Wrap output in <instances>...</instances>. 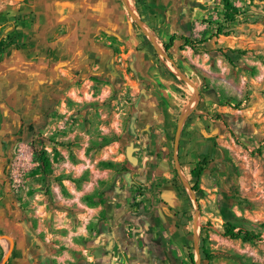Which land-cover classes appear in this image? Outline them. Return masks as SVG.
Returning a JSON list of instances; mask_svg holds the SVG:
<instances>
[{
  "label": "rangeland",
  "instance_id": "374dc122",
  "mask_svg": "<svg viewBox=\"0 0 264 264\" xmlns=\"http://www.w3.org/2000/svg\"><path fill=\"white\" fill-rule=\"evenodd\" d=\"M30 1L0 0V31L39 24L48 48L24 80H0V206L24 226L4 264H264V0H230L232 23L223 0H165L157 27L144 0H57L83 32L58 76L65 18ZM172 35L208 41L176 39L168 57ZM226 224L259 237L229 240Z\"/></svg>",
  "mask_w": 264,
  "mask_h": 264
},
{
  "label": "crops",
  "instance_id": "0c3cea01",
  "mask_svg": "<svg viewBox=\"0 0 264 264\" xmlns=\"http://www.w3.org/2000/svg\"><path fill=\"white\" fill-rule=\"evenodd\" d=\"M57 0H31L30 3L24 5L27 12H35L38 13H45L43 17H47L49 19L53 17H64L65 20L62 23L66 24V29L64 32H62L59 36H56L55 41H51L49 43L51 49H54L57 55L54 57H51L49 59L48 68L49 72H52L55 76H58V72H56V63H61V59L59 56L61 54H67V53H76L80 49V39L82 38V31L79 29V26L77 23H75V19L73 18V12L72 9L69 7L64 8L56 6L53 10L49 9L53 5H58ZM197 1H204V0H197ZM144 6L146 7V18L149 20L151 26L157 27L158 22H160L159 19L156 18V16L152 13L155 11V8L157 6H163L165 3V0H144ZM51 4V5H50ZM51 6V7H50ZM200 7V5H198ZM199 7L196 9L199 11ZM45 8V9H44ZM49 9V11L43 12V10ZM61 12V13H58ZM4 12L0 13V16H4ZM42 17V16H41ZM38 19V18H36ZM51 19V20H52ZM58 20V19H56ZM99 21V19H97ZM8 22V20H2L0 25H5ZM55 22V18H54ZM32 24V23H30ZM57 24V23H56ZM38 27H40L39 24L36 23L32 24L31 27H26L25 30L18 24V26L14 29L4 31H0V40L7 38L11 32H17L20 33V36L17 37L16 42L20 43L21 47H16L13 43L12 46L5 49V51L0 55V80H7L6 77L9 75H12L14 80H20L21 79V73H22V79L24 80V76H29L31 72L35 71L31 67L37 68L38 64H43L41 59L37 60L36 55L38 51L40 52L39 55L44 54L47 51V45L42 46L39 42L41 32H38ZM54 32V31H53ZM52 32V35L54 34ZM43 36V35H42ZM47 38V36H46ZM46 40V39H44ZM26 45V46H23ZM24 48V49H23ZM64 58V57H63ZM58 65V64H57ZM68 65H72L68 63ZM75 65H77V60L75 62ZM63 69V68H62ZM60 68V70H62ZM33 70V71H31ZM56 77L48 78V80H55ZM27 80V78H26ZM29 80H32L29 78ZM18 87V86H17ZM17 90V89H16ZM2 160H0V166H2ZM1 168V167H0ZM5 199L3 200V202ZM10 216V213H8L7 207L0 206V235H5L13 240V244L17 245L21 243L24 240V236L22 235V231L24 229V226L18 223L15 226L10 225L8 217ZM4 232V233H3ZM6 232V233H5Z\"/></svg>",
  "mask_w": 264,
  "mask_h": 264
},
{
  "label": "trees",
  "instance_id": "16d2710c",
  "mask_svg": "<svg viewBox=\"0 0 264 264\" xmlns=\"http://www.w3.org/2000/svg\"><path fill=\"white\" fill-rule=\"evenodd\" d=\"M223 21L226 23H232L235 19V16L237 14V9L232 5L230 0H223ZM221 30L217 29V34H221ZM176 39H179L183 42L182 47L189 48L191 50H195L198 46L203 45L208 41V39H192L186 36H180L177 37L176 35H172L166 44L163 45L164 51L167 54L168 51L173 47L174 42ZM11 42V35L7 36L5 39L0 40V55L5 51L6 48L12 46ZM16 47L17 44H15ZM182 49V48H181ZM168 55V54H167ZM169 57V55H168ZM174 67L178 69L175 65ZM41 162V167L47 171L50 168V161L49 159L44 155H42L39 158ZM209 164V160L206 157H202V159L197 162L192 170L190 171L191 177L194 179V186L192 187L193 191H197L198 189V180L202 174V172L205 170V167ZM177 189V186H174ZM223 236L229 240H239L244 243H253L258 239L259 236L254 234L250 231H244V230H237L234 228L231 224H226L224 227ZM200 254L204 257L205 260L210 261L213 258V254H210L203 245L200 246ZM193 254L189 255L191 263H193Z\"/></svg>",
  "mask_w": 264,
  "mask_h": 264
},
{
  "label": "water",
  "instance_id": "95a60500",
  "mask_svg": "<svg viewBox=\"0 0 264 264\" xmlns=\"http://www.w3.org/2000/svg\"><path fill=\"white\" fill-rule=\"evenodd\" d=\"M17 1L21 2V1H23V0H17ZM127 9H128V11L130 12V8L128 7V5H127ZM130 14H131V16L133 17V19H134L135 22H137L138 24H142L141 21L137 20V19L132 15V12H130ZM142 28H143V27H142ZM152 42H153V40H152ZM166 58H167V57H166ZM180 124H181V122H179V126H180ZM133 150H134V148L132 147V145H130V146L127 148V151H126L127 158H128V160H129V162H130L131 164H135V162H136L135 159L131 156V153L133 152ZM1 239H5V240H7L8 243H9L8 248H7L6 252H5V256H4V258L2 259V261L0 262V264H4V263L8 260V257H9V255H10V253H11V250H12V247H13V241H12V239H10L9 237H7V236H5V235H0V240H1Z\"/></svg>",
  "mask_w": 264,
  "mask_h": 264
}]
</instances>
